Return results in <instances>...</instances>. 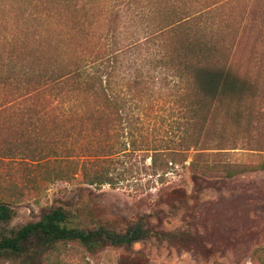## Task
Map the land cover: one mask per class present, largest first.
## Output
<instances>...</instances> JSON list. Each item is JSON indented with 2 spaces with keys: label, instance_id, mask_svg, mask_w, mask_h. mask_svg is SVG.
<instances>
[{
  "label": "trees",
  "instance_id": "16d2710c",
  "mask_svg": "<svg viewBox=\"0 0 264 264\" xmlns=\"http://www.w3.org/2000/svg\"><path fill=\"white\" fill-rule=\"evenodd\" d=\"M188 2L107 0L100 18L66 24L60 59L43 48L27 62L0 55V111L18 116L16 124H0V160L27 165L33 190L79 178L88 187H115L134 174L125 160L131 164L136 156L149 159L145 168L159 179L182 164L229 178L264 170V160L199 163L228 157L240 143L264 154V99L258 80L229 60L207 23L214 5L201 2L198 10ZM163 113L171 136L152 146L144 131L152 121L165 122ZM0 190V257H25L23 264H43L45 254V264H67L58 254L70 243L96 253L151 234L143 224L125 233L88 226L63 200L47 205L38 221L10 229L11 206L31 192L12 183ZM32 249L36 255L29 256Z\"/></svg>",
  "mask_w": 264,
  "mask_h": 264
},
{
  "label": "rangeland",
  "instance_id": "374dc122",
  "mask_svg": "<svg viewBox=\"0 0 264 264\" xmlns=\"http://www.w3.org/2000/svg\"><path fill=\"white\" fill-rule=\"evenodd\" d=\"M73 1L0 0V55L7 60L13 54L14 63L27 62L34 57L30 54L33 50L43 48L48 56L60 59L65 46L61 36L69 29L66 24L71 27L75 22L100 18L101 6L107 0H75L78 8L71 4ZM188 3L195 5L194 9L199 3L205 8L214 5L207 23L222 40L223 52L229 60L258 80L264 99V71L261 72L264 0H189ZM83 5L86 8L80 9ZM25 38L27 43L22 41ZM166 115L165 122L152 121L144 131L152 146L160 144L163 138L170 139L172 126L168 114L163 113ZM17 119L13 110L0 111V124L3 121L6 126L16 124ZM245 146L240 143L239 149L228 157L210 155L198 160L203 167L207 166L205 162L212 165L217 160L236 165L263 162L264 154L246 150ZM125 161V168L133 169L134 174H124V180L115 187H88L79 178L72 184L42 185L33 190L28 182L27 165L0 160V184H18L25 194L31 192L24 203L11 206L16 214L6 225L11 229L36 222L47 205L63 200L73 205L88 226L98 224L125 233L130 227L143 224L151 232L138 243L108 247L96 253L70 243L58 254L67 264L264 263V170L229 178L223 172L196 171L197 168L182 164L159 179L146 170L149 159L145 163L142 156H136L132 159L133 166L129 159ZM34 255L36 250L32 249L29 256ZM46 256L39 263L45 264ZM24 259L5 255L0 257V264H23Z\"/></svg>",
  "mask_w": 264,
  "mask_h": 264
}]
</instances>
